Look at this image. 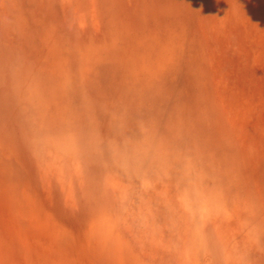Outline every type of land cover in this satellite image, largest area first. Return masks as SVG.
Returning <instances> with one entry per match:
<instances>
[{
    "label": "rangeland",
    "instance_id": "rangeland-1",
    "mask_svg": "<svg viewBox=\"0 0 264 264\" xmlns=\"http://www.w3.org/2000/svg\"><path fill=\"white\" fill-rule=\"evenodd\" d=\"M4 80L21 94L0 95V264H132L101 228L158 264H188L198 246L214 264L208 246L233 225L264 235V0H0ZM30 90L44 112L24 122ZM66 134L82 146L81 167L55 147ZM41 135L51 154L37 149ZM189 191L236 208L240 223H196ZM119 194L141 205H116ZM225 251L216 264L235 260ZM255 259L264 264V251Z\"/></svg>",
    "mask_w": 264,
    "mask_h": 264
},
{
    "label": "bare ground",
    "instance_id": "bare-ground-1",
    "mask_svg": "<svg viewBox=\"0 0 264 264\" xmlns=\"http://www.w3.org/2000/svg\"><path fill=\"white\" fill-rule=\"evenodd\" d=\"M79 13V12H78ZM38 14V13H37ZM35 23V22H34ZM82 24V23H81ZM35 25H36V23H35ZM33 26V25H32ZM31 28V27H30ZM48 29V28H47ZM53 31V30H52ZM55 32V31H54ZM46 35V34H45ZM54 35V34H53ZM53 35H52V37H53ZM43 38V37H42ZM45 40V39H44ZM46 42V41H45ZM71 43V42H70ZM50 44V43H49ZM53 44V43H52ZM59 44V43H58ZM59 45H61V44H59ZM8 46H10V45H8ZM49 46V45H48ZM52 46V45H51ZM54 46V45H53ZM57 46V45H56ZM60 47V46H59ZM57 51V50H56ZM60 51V50H59ZM115 51V50H114ZM50 52V51H49ZM61 53V52H60ZM60 53H58V54H60ZM62 54V53H61ZM110 54V53H109ZM52 55V54H51ZM50 55V56H51ZM48 56V55H47ZM80 57V56H79ZM41 58V57H40ZM48 58V57H47ZM56 58V57H55ZM33 59H34V57H33ZM61 59V58H60ZM79 59H81V58H79ZM64 60V59H63ZM91 61V60H90ZM120 61V60H119ZM60 62V61H59ZM58 62V63H59ZM64 63V62H63ZM85 63V62H84ZM106 63V62H105ZM42 64V63H41ZM57 64V63H56ZM81 64V63H80ZM115 64V63H114ZM113 64V65H114ZM42 65H44V63L42 64ZM46 66V65H45ZM49 66V65H48ZM55 66V65H54ZM67 66V65H66ZM107 66H108V64H107ZM52 67V66H51ZM59 67V66H58ZM65 67V66H64ZM78 67V66H77ZM115 67V66H114ZM98 68V67H97ZM113 68V67H112ZM111 68V69H112ZM84 69V68H83ZM100 69V68H99ZM42 70H43V68H42ZM66 70V69H65ZM78 70V69H77ZM59 71V70H58ZM62 71V70H61ZM76 71V70H75ZM82 71V70H81ZM108 71V70H107ZM112 71H114V70H112ZM37 72H39V71H37ZM53 72V71H52ZM63 72H64V70H63ZM69 72H70V70H69ZM69 72L67 73V74H69ZM72 72V71H71ZM78 72V71H77ZM118 73V72H117ZM141 73H143V72H141ZM13 74H15V72L13 73ZM64 74V73H63ZM73 74V73H72ZM77 74V73H76ZM80 74V73H79ZM124 74V73H123ZM69 75H71V74H69ZM110 75V74H109ZM132 75H133V73H132ZM137 75V74H136ZM143 75V74H142ZM141 75V76H142ZM113 76V75H112ZM127 76V75H126ZM14 77V76H13ZM73 77V76H72ZM107 77H109V76H107ZM114 77V76H113ZM119 77V76H118ZM128 77H130L129 75H128ZM65 78H68V77H65ZM116 78V77H115ZM115 78H113V79H115ZM18 79V78H17ZM16 79V80H17ZM63 79V78H62ZM61 79V80H62ZM109 79V78H108ZM127 79V78H126ZM82 80V79H81ZM133 80V79H132ZM141 80H142V78H141ZM145 80V79H144ZM78 81H79V79H78ZM129 81V80H128ZM58 82V81H57ZM84 82V81H83ZM123 82V81H122ZM130 82V81H129ZM135 82H137V81H134V83ZM138 82H139V80H138ZM137 82V83H138ZM145 82V81H144ZM110 83V82H109ZM108 83V84H109ZM113 83V82H112ZM112 83H110L111 85H112ZM126 83V82H125ZM136 83V84H137ZM85 84V83H84ZM117 84H118V82H117ZM127 84V83H126ZM143 84V83H142ZM139 85H141V84H139ZM138 85V86H139ZM122 87L124 86V85H121ZM120 86V87H121ZM20 86H18V85H15V84H13V82L10 80L9 82H8V80L7 81H1L0 82V95H3V94H5V95H11V97H13V100L15 101V103L16 102H18V100L20 99L19 98V94H21V92H20V88H19ZM67 87V86H66ZM127 87V86H126ZM129 87H130V85H129ZM128 87V88H129ZM134 87V86H133ZM141 87V86H140ZM86 88V87H85ZM117 88V87H116ZM125 88V87H124ZM147 88V87H146ZM24 88H21V91L23 90ZM31 89H34V88H31ZM111 89V88H110ZM109 89V90H110ZM118 89V88H117ZM117 89H116V91H117ZM148 89V88H147ZM46 90H49V88H47ZM120 90V89H119ZM123 90V89H122ZM133 90V89H132ZM144 90V89H143ZM31 91V90H30ZM29 91V92H30ZM40 91V90H39ZM39 91H34V92H30V93H28V96H27V99L26 100H24L25 102H24V104L26 105V106H21V109L23 110V108L25 107V110H24V113H23V120H24V122H26V120L28 119V116H27V114H26V111L27 112H31L32 110H34V111H42V112H44V106H35L34 105V98H32L34 95H37L38 94V92ZM82 92V91H81ZM112 92V91H111ZM117 92H120V91H117ZM122 92V91H121ZM139 93H140V91H138ZM22 93H23V91H22ZM78 93H79V91H78ZM146 93H148V92H146ZM83 94V93H82ZM144 94H145V91H144ZM89 95H92V94H89ZM118 94L116 93V96H117ZM134 95V94H133ZM140 95V94H139ZM23 96H25V95H23ZM122 96V95H121ZM136 96V95H135ZM138 96V95H137ZM144 96V95H143ZM57 97V96H56ZM55 97V98H56ZM77 97V96H76ZM149 97V96H148ZM61 98V97H60ZM62 98H65V97H62ZM120 98V97H119ZM79 99V98H78ZM115 99V98H114ZM121 99V98H120ZM145 99H147L146 97H145ZM144 99V100H145ZM150 99V98H149ZM42 100V99H41ZM123 100V99H122ZM148 100V99H147ZM10 101V100H9ZM56 101V100H55ZM57 101H58V99H57ZM60 101V100H59ZM58 101V102H59ZM125 101H127V99L125 100ZM136 101V100H135ZM42 102L43 103H45L43 100H42ZM62 102H64V101H62ZM72 102H74V101H72ZM117 102V101H116ZM140 103V102H139ZM146 104V103H145ZM150 104V103H149ZM116 105V104H115ZM121 105V104H120ZM124 106H125V104H123ZM133 105V104H132ZM53 106H55V105H53ZM78 106V105H77ZM149 106V105H148ZM147 106V107H148ZM152 106V105H151ZM141 107V106H140ZM145 107H146V105H145ZM145 107H143V108H145ZM75 108V107H74ZM114 108V107H113ZM129 108V107H128ZM6 108L4 107V110H5ZM111 109V108H110ZM119 109V108H118ZM108 110V109H107ZM127 110V109H126ZM156 110H158V109H156ZM153 111H155V110H153ZM109 112V111H108ZM112 112V111H111ZM67 113V112H66ZM153 113V112H152ZM35 114V113H34ZM146 114V113H145ZM148 115V114H147ZM146 116V115H145ZM150 116V115H149ZM31 117H33V116H31ZM58 117V116H57ZM161 117V116H160ZM163 117V116H162ZM134 118H135V116H134ZM154 118V117H153ZM157 118V117H156ZM147 119H149V118H147ZM128 120V119H127ZM131 120H135V119H131ZM131 120H129V121H131ZM104 121H105V119H104ZM138 121V120H137ZM136 121V122H137ZM140 121V120H139ZM18 122H20V121H18ZM136 122H135V124H136ZM21 123V122H20ZM134 123V122H133ZM21 124H23V123H21ZM44 124V123H43ZM105 124V123H104ZM24 125V124H23ZM134 125V124H133ZM105 128V127H104ZM130 128V127H129ZM140 128V127H139ZM165 128V127H164ZM51 130V129H50ZM129 130V129H128ZM172 130V129H171ZM11 132V131H10ZM25 132V131H24ZM53 132V130L51 131V133ZM129 132V131H128ZM150 132V131H149ZM50 133V134H51ZM121 133V132H120ZM7 134V133H6ZM53 134H55V133H53ZM143 134V133H142ZM56 135V134H55ZM150 135V134H149ZM28 136V135H27ZM2 137V136H1ZM146 137V136H145ZM5 138H7V136L5 137ZM134 138V137H133ZM141 138V137H140ZM157 138V137H156ZM32 139V138H31ZM52 139V141L54 142V143H57L58 141H59V138H51ZM61 139V138H60ZM161 139V138H160ZM1 140H4V139H0V142H1ZM29 140V139H28ZM133 140V139H132ZM135 140V139H134ZM6 141H7V139H6ZM77 141V142H76ZM138 141V140H137ZM155 141H156V139H155ZM29 142V141H28ZM27 142V143H28ZM32 142V141H31ZM51 142V140H48V141H44L43 140V138H42V135L41 136H39V138H38V140H37V142H36V147H37V149L40 151V153L43 155V152L44 153H48V154H51L50 152H49V149L51 148V147H49L48 148V144ZM128 142V141H127ZM148 142V141H147ZM154 142V141H153ZM12 143V142H11ZM34 143V142H33ZM155 143V142H154ZM24 144V143H23ZM29 144H30V142H29ZM32 144V143H31ZM142 144V143H141ZM162 144V143H161ZM0 145H1V143H0ZM22 145V144H21ZM35 145V144H34ZM67 145L69 146V148H71V150H72V152H69V150H68V147H67ZM138 145V144H137ZM155 145H157V142H156V144ZM154 145V146H155ZM187 145H189V144H187ZM27 146V145H26ZM72 146V147H71ZM133 146V145H132ZM139 146L141 147V145H138V148H139ZM143 146H145V144L143 145ZM55 147H58V148H60L61 150H65L66 151V153L68 154H70V159H71V161L73 160V161H77V165H78V167L80 166V161L79 160H83L84 159V157L86 156L84 153H82V150H80L79 148H81L82 146H81V144H79V140H75L73 137H71V136H69V135H67L66 134V136H64V138H62V143H60V144H55ZM134 147V146H133ZM136 147V146H135ZM134 147V148H135ZM146 147V146H145ZM151 147V146H150ZM186 147V146H185ZM23 148H25V147H23ZM67 148V149H66ZM73 148V149H72ZM131 148V147H130ZM16 149H18V148H16ZM20 149V148H19ZM123 149V148H122ZM143 149V148H142ZM147 149V148H146ZM152 149V148H151ZM14 150H15V148H14ZM29 150H31V149H29ZM68 150V151H67ZM126 150H127V148H126ZM131 150H133L132 148H131ZM20 151V150H19ZM22 151V150H21ZM20 151V152H21ZM32 151V150H31ZM52 151V150H51ZM123 151V150H122ZM137 152H139L140 153V151H138V150H136ZM186 151V154H187V149L185 150ZM38 152V151H37ZM125 151H123V153H124ZM127 152V151H126ZM142 152V151H141ZM182 152H184V151H182ZM2 153V150L0 149V154ZM14 153V152H13ZM22 153V152H21ZM31 153V152H30ZM139 153H137L138 155H139ZM151 153H153V152H151ZM159 153V152H158ZM191 153V152H190ZM122 154V153H121ZM177 154H178V152H177ZM196 154V153H195ZM3 155V154H2ZM17 155H19V154H17ZM55 155H57V154H55ZM143 155V154H142ZM149 155V154H148ZM158 155V154H157ZM161 155V154H160ZM179 155V154H178ZM192 155V154H191ZM134 156H136V155H134ZM19 157V156H18ZM123 157V156H122ZM139 157V156H138ZM144 157V156H143ZM147 157H150V156H147ZM19 158H21V157H19ZM61 157H59V158H53L52 156H50V157H48V159H47V161H49L50 163H51V161H53V162H55L56 164H61V165H59V166H57L59 169H60V167L62 166V160L60 159ZM134 158V157H133ZM145 158V157H144ZM152 158V157H151ZM0 159H2L1 158V155H0ZM22 159H23V157H22ZM86 159V158H85ZM135 159V158H134ZM167 159H168V157H167ZM176 159V158H175ZM180 159V158H179ZM188 159V158H187ZM194 159V158H193ZM26 160V159H25ZM32 159H30V161H31ZM33 160H35L34 159V157H33ZM66 160H68V159H66ZM2 161H4V162H2ZM1 161V163H2V166H5L6 164H10V171H9V174H11V172H13L12 174L14 175L15 173H18V171H20V169H18L17 168V165H15V163H13V161H14V159L13 160H2ZM20 161H22V160H19V162ZM39 161V160H38ZM37 161V162H38ZM139 161V160H138ZM143 161V160H142ZM151 161V160H150ZM150 161H148V162H150ZM158 161V160H157ZM178 161V160H177ZM190 161V160H189ZM14 162H16V161H14ZM33 162V161H32ZM37 162H36V164H37ZM40 162V161H39ZM85 162V161H84ZM93 162V161H92ZM130 162V161H129ZM135 163H138V162H136V161H134ZM147 162V164L149 165V163ZM174 162V161H173ZM195 162V161H194ZM46 163V162H45ZM87 163V162H86ZM163 163V162H162ZM171 163V162H170ZM186 163V162H185ZM88 164V165H87ZM86 164V168H89V167H92V163H91V160L88 162ZM146 164V168L148 167V165ZM180 164V163H179ZM189 164V163H188ZM95 165V164H94ZM93 165V166H94ZM176 165H177V162H176ZM38 166V165H37ZM96 166V165H95ZM102 166V165H101ZM105 166V165H104ZM110 166V165H109ZM139 166V165H138ZM138 166H137V169H138V171H139V168H138ZM189 166V165H188ZM33 167V166H32ZM43 167V166H42ZM45 167V166H44ZM43 167V168H44ZM76 167V166H75ZM81 167V166H80ZM136 167V166H135ZM155 167V166H154ZM173 167H174V165H173ZM34 168H35V170H36V167L34 166ZM42 168V169H43ZM128 168V167H127ZM130 168V167H129ZM128 168V169H129ZM132 169H133V167H131ZM145 168V169H146ZM30 169V168H29ZM40 169V168H39ZM192 169V168H191ZM193 169H194V167H193ZM34 170V171H35ZM115 170V169H114ZM7 170H6V172H8ZM41 171V170H40ZM119 171V170H118ZM110 172L112 173V171L110 170ZM125 172V171H124ZM127 172V171H126ZM158 172V171H157ZM35 173H36V171H35ZM63 173H65V172H63ZM128 173V172H127ZM142 173V172H141ZM170 173V172H169ZM12 174H11V176H12ZM38 174V173H37ZM37 174H36V176H37ZM56 174L57 175H60V172H56ZM66 174V173H65ZM120 174V173H119ZM116 175V174H115ZM118 175V174H117ZM121 175V174H120ZM129 175H131V174H129ZM128 175V176H129ZM143 175H144V172H143ZM148 175H150V174H148ZM10 176V175H9ZM36 176H34V177H36ZM119 176V175H118ZM117 176V177H118ZM123 176V175H122ZM155 176V175H154ZM57 177V176H56ZM145 177H147V176H145ZM150 177V176H149ZM124 178V177H123ZM153 178V177H152ZM152 178H150V179H152ZM38 179V178H37ZM121 179V178H120ZM157 182V181H156ZM164 182V181H163ZM58 183V182H57ZM145 185H146V183H144ZM151 184V183H150ZM156 184V183H155ZM142 185V184H141ZM163 185V184H162ZM62 186H63V184H62ZM65 186H66V184H65ZM68 186V185H67ZM74 187H76V183H74L73 184V182H72V180H71V184L69 185V188L68 189H71L70 191H69V193L70 192H78L79 193V191L78 190H76V188H74ZM128 187H130V186H128ZM162 187V186H161ZM62 188V187H61ZM74 188V189H73ZM79 187H77V189H78ZM81 188V190H83V191H85V189H84V187H80ZM131 188V187H130ZM142 188V187H141ZM153 188H155V187H153ZM184 188V187H183ZM140 189V188H139ZM145 189V188H144ZM191 189V188H190ZM194 189V188H193ZM193 189H191V191L193 190ZM133 190V189H132ZM150 191V190H149ZM148 191V192H149ZM191 191H189L188 193H187V196H189V197H191L192 199H193V201H190L189 200V198H188V200H189V203H192L193 204V206L196 208V209H194V212L195 213H193L194 215H195V218H194V220L196 219V223H198V221L200 220V222L202 223V222H204V219L206 218V220L209 222V223H212V220H219V222L220 223H222V221H224V224H229V223H231L232 221H236V222H238V223H240L239 222V217L238 216H235V214L237 213V212H235V211H237V209L236 208H234L232 211L230 210V209H227V207H226V205H225V203H212V202H209V203H207V201H205V200H203V199H201V197L200 196H198L197 194H195V192L193 191L192 193L193 194H190V192ZM57 192V191H56ZM175 192V191H174ZM87 193H89V192H87ZM54 195V194H53ZM196 195V196H195ZM49 196V195H48ZM72 196V195H71ZM118 196V199H115L114 198V203L116 204V205H124V208H126L127 206H129V207H133V209H135L137 206H140L141 204L140 203H136V204H134V205H131V203H129L128 201H126V202H124L125 200H121V196H120V194L119 195H117ZM136 196V195H135ZM54 197V196H53ZM142 197V196H141ZM78 199L80 200V196L78 197ZM121 201H120V200ZM141 199V198H140ZM186 199V198H185ZM128 200V199H127ZM50 201H51V199H50ZM53 201V200H52ZM51 201V202H52ZM80 201H82V200H80ZM83 202H84V200H83ZM79 203V202H78ZM150 203V202H149ZM191 204V205H192ZM190 205V204H189ZM202 205H203V207H202ZM217 205V206H216ZM89 206V205H88ZM131 207V208H132ZM86 208V207H85ZM88 208V207H87ZM200 209V210H199ZM112 210V209H111ZM137 210V209H136ZM85 211V210H84ZM132 211V210H131ZM147 211V210H146ZM152 212H150V213H153L154 211L153 210H151ZM88 212V211H87ZM207 212V213H206ZM82 213V212H81ZM84 213V212H83ZM123 213V212H122ZM204 213H206V214H204ZM115 214V213H114ZM132 214V213H131ZM175 214V213H174ZM79 215V214H78ZM89 215V214H88ZM87 215V216H88ZM115 215H117V216H114L115 217V221H117V223H120L121 222V220H123V222H127V223H129L130 224V226H133V224H132V220H134V219H130V221L128 222L127 220H125V218H123V216L119 213V214H115ZM154 215V214H153ZM80 216H81V214H80ZM130 216V215H129ZM134 216V215H133ZM155 216V215H154ZM212 216V217H211ZM136 217V216H135ZM137 217L139 218V222H140V226L143 224V223H145V224H148L149 223V215H146L145 216V214L144 213H142V214H140V212H139V214L137 215ZM175 217V216H174ZM91 218V217H90ZM159 219H160V217H158ZM157 218V219H158ZM190 218V217H189ZM210 218H213V219H210ZM238 218V219H237ZM113 219V218H112ZM145 219V222H142L143 220ZM97 220V219H96ZM111 220V219H110ZM155 220V219H154ZM189 220V219H188ZM104 221V223H105V220H103ZM113 221V220H112ZM189 222V221H188ZM142 223V224H141ZM150 224V223H149ZM157 224V223H156ZM99 225V224H98ZM119 225V224H118ZM138 225V224H137ZM160 225H162V224H160ZM230 226L231 225H233V222L231 223V224H229ZM143 226V225H142ZM109 227V226H108ZM118 226H114V228H117ZM158 227V226H157ZM201 227H199L198 228V230H201L200 229ZM219 228H221L220 226H219ZM228 228H230V230L228 229L227 231L225 230V231H223V232H226V233H224V241H223V244H221L220 246L218 245L219 244V241L220 240H222V237H221V239H218V238H216V235H214V239H213V241H212V243H211V246L212 247H209L208 246V248H209V253H210V255H212V256H214V264H216L215 262L218 260V258L219 257H221V255H223V252H224V250H226L225 252H228L229 254H232V257L233 258H235V260H233V261H231V262H229L228 264H252V263H254L255 262V258L257 257V256H259L261 253H262V251H264V235L262 234V236H261V233L259 232V231H257V232H254V230H253V228H251V227H247L246 228V226L245 225H241L240 224V226H231V227H228ZM252 229V230H251ZM111 230V229H110ZM146 231V230H145ZM99 232H100V234H98L97 235V237L98 238H100V239H104V238H106V239H108L109 241H113V244H114V246L117 248V247H120L121 246V248L122 249H124L125 250V252H127V254H128V259H129V261H130V263H132V264H158V262L156 261V260H158V259H154V257H152L151 259H150V257H145V256H143V253L141 254L140 253V255L139 256H133L132 255V252H133V249L131 250L130 249V247L132 248V245L130 244V243H132V241H130V246L128 247L127 246V242H128V240L126 241V238L125 237H122V236H119V235H116L115 234V232L114 233H112V231H110V232H108L105 236H103V232L105 233L106 232V230L105 229H99ZM131 232V231H130ZM173 232V231H172ZM218 232H222V230H220V231H218ZM217 232V233H218ZM141 233V232H140ZM154 233V232H153ZM205 234V232H203V235ZM219 234H221V233H219ZM129 235V234H128ZM132 235V234H131ZM170 235V234H169ZM168 235V236H169ZM174 235V234H173ZM222 235V234H221ZM103 236V237H102ZM107 236V237H106ZM133 236V235H132ZM144 236V235H143ZM117 237V238H116ZM162 237V236H161ZM125 239V240H124ZM216 239V240H215ZM131 240V239H130ZM151 241V240H150ZM135 242V241H134ZM149 242V241H148ZM180 243V242H179ZM194 243V242H193ZM208 243V242H207ZM209 244V243H208ZM103 245H104V243H103ZM143 245V244H142ZM180 245V244H179ZM233 245H236V250L234 251V248H235V246H233ZM105 246V245H104ZM192 246H193V244H192ZM195 246V245H194ZM217 246H219V247H217ZM223 246V247H222ZM194 248V247H193ZM198 249H195V251H193V249H188L187 250V255H186V253H185V255H186V257L188 258V264H204V262H209V261H211L212 259H210L211 257H209L208 255L206 256L205 255V252H206V250H205V248L204 249H199V246L197 247ZM156 249V248H155ZM179 249V248H178ZM147 251V250H146ZM156 251V250H155ZM154 251V252H155ZM177 251V250H176ZM182 253V252H181ZM168 254V253H167ZM177 254V253H176ZM148 255V254H147ZM170 255H172V254H170ZM238 255V256H237ZM240 259V260H238V258ZM123 258H124V256H123ZM125 259V258H124ZM170 259H172L173 260V262H175V259L177 260L178 259V257L177 256H175V255H172L171 257H170ZM252 259H255L253 262H251V260ZM146 260H149L148 262H150V263H148ZM147 263H146V262ZM154 261V262H153ZM152 262V263H151ZM170 262V261H169ZM182 262V261H181ZM242 262V263H241ZM249 262V263H248ZM251 262V263H250ZM160 264V263H159ZM173 264H175V263H173ZM178 264V263H177ZM183 264V263H182Z\"/></svg>",
    "mask_w": 264,
    "mask_h": 264
}]
</instances>
